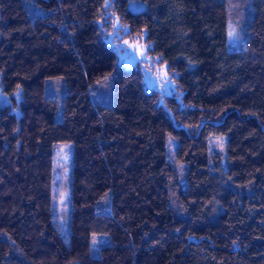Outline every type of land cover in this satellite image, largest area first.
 <instances>
[{
    "label": "trees",
    "instance_id": "obj_1",
    "mask_svg": "<svg viewBox=\"0 0 264 264\" xmlns=\"http://www.w3.org/2000/svg\"><path fill=\"white\" fill-rule=\"evenodd\" d=\"M128 1L0 0V264H264V0Z\"/></svg>",
    "mask_w": 264,
    "mask_h": 264
},
{
    "label": "rangeland",
    "instance_id": "obj_2",
    "mask_svg": "<svg viewBox=\"0 0 264 264\" xmlns=\"http://www.w3.org/2000/svg\"><path fill=\"white\" fill-rule=\"evenodd\" d=\"M141 3V2H139ZM128 5L131 8H134V0H129ZM241 16V15H239ZM237 16V17H239ZM244 16L240 17L238 22L233 25L231 17L229 14L226 20V46L227 48H232L238 45L242 32L243 25L240 23L241 19ZM233 20V19H232ZM234 21V20H233ZM119 25V21L115 19V26ZM231 33V35H230ZM116 52L121 57L123 63H133L136 59H140L143 65V83L146 87L154 86L157 89H160L164 93H169L171 89H173V81L166 71L165 66L163 64L154 63L153 66L149 64L152 62L150 56L145 50V45L143 41L136 40H127L124 37H120L119 44L116 45ZM10 96L4 93L0 87V106L3 104H10V107L15 112L19 111V99L20 94L19 90H16Z\"/></svg>",
    "mask_w": 264,
    "mask_h": 264
},
{
    "label": "snow or ice",
    "instance_id": "obj_3",
    "mask_svg": "<svg viewBox=\"0 0 264 264\" xmlns=\"http://www.w3.org/2000/svg\"><path fill=\"white\" fill-rule=\"evenodd\" d=\"M230 35H231V33H230ZM62 199H63V198H62ZM93 243L95 244V243H97V241L94 239V240H93Z\"/></svg>",
    "mask_w": 264,
    "mask_h": 264
}]
</instances>
